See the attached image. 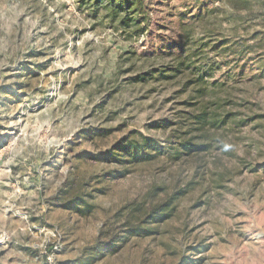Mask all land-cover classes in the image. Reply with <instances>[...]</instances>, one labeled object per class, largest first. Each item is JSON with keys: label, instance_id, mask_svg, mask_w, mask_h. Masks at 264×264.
Returning a JSON list of instances; mask_svg holds the SVG:
<instances>
[{"label": "rangeland", "instance_id": "rangeland-1", "mask_svg": "<svg viewBox=\"0 0 264 264\" xmlns=\"http://www.w3.org/2000/svg\"><path fill=\"white\" fill-rule=\"evenodd\" d=\"M211 10L209 30L264 42V0H0V264H264V43L261 65L200 79L253 121L199 158L173 159L158 127L174 88L134 80L162 56L192 68ZM132 133L155 156L108 160ZM181 187L167 220L130 230Z\"/></svg>", "mask_w": 264, "mask_h": 264}, {"label": "trees", "instance_id": "trees-1", "mask_svg": "<svg viewBox=\"0 0 264 264\" xmlns=\"http://www.w3.org/2000/svg\"><path fill=\"white\" fill-rule=\"evenodd\" d=\"M214 11L211 10L204 17L199 18L198 28L202 31L201 42H189L195 55L188 62L178 55L162 56L159 64L149 63L142 74L135 76L136 83L143 84L150 80L154 87H173V99L176 107L173 115L160 120L158 127L168 134L166 141L170 153L175 160L188 161L209 154L218 143L217 134L229 125L245 126L252 119L240 120V113L234 111L236 101L226 98L223 101L209 99L202 96L200 79L206 78L210 73L219 71L222 63L230 68H238L249 63L261 65L262 60L258 49L263 45L259 32L253 34L248 41L242 42L225 38L215 26L214 31L209 30V19ZM235 16L233 8L230 11V20ZM208 19V20H207ZM235 25H237L236 18ZM214 26V23H211ZM217 27V28H216ZM233 29V28H232ZM260 39V40H258ZM248 41V42H247ZM251 41V42H250ZM192 59V61H191ZM190 60V61H189ZM262 67V66H261ZM231 71V70H229ZM156 144L148 137L132 133L129 138L117 142L115 148L109 153L108 160L116 161L124 166L127 163L140 164L151 160L157 153ZM129 158V159H127ZM199 182H188L186 187ZM186 190L182 187L167 195L161 202L152 203L146 213L140 216L137 226L130 230L141 235L167 220L176 209L177 201L183 198ZM146 228V229H145Z\"/></svg>", "mask_w": 264, "mask_h": 264}]
</instances>
